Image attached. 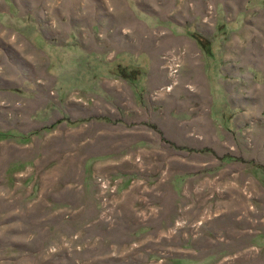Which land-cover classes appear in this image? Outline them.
<instances>
[{"label":"rangeland","instance_id":"rangeland-1","mask_svg":"<svg viewBox=\"0 0 264 264\" xmlns=\"http://www.w3.org/2000/svg\"><path fill=\"white\" fill-rule=\"evenodd\" d=\"M0 264H264V0H0Z\"/></svg>","mask_w":264,"mask_h":264},{"label":"crops","instance_id":"crops-1","mask_svg":"<svg viewBox=\"0 0 264 264\" xmlns=\"http://www.w3.org/2000/svg\"><path fill=\"white\" fill-rule=\"evenodd\" d=\"M153 113H155V116L157 118V121H155V123H157V126L161 127L160 131L163 132V133H161L162 135L157 133V135L159 136V139H160L162 136H164V131H163L162 127L164 125H166V123L168 124L169 121H171V123H173V124L176 123L178 118H177L176 114H168V109H165L163 107H160L159 109H154ZM131 114H132V112H130V115ZM172 120H175V121H172ZM176 125L178 126V123ZM167 134H170V132L167 131Z\"/></svg>","mask_w":264,"mask_h":264}]
</instances>
